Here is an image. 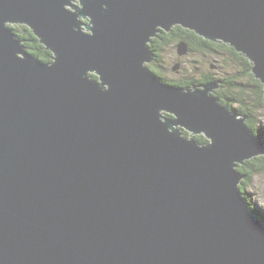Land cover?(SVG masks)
I'll list each match as a JSON object with an SVG mask.
<instances>
[{
    "label": "water",
    "instance_id": "1",
    "mask_svg": "<svg viewBox=\"0 0 264 264\" xmlns=\"http://www.w3.org/2000/svg\"><path fill=\"white\" fill-rule=\"evenodd\" d=\"M72 1L0 0V264H264L237 171L264 142L217 81L147 66L180 25L240 52L264 88V0Z\"/></svg>",
    "mask_w": 264,
    "mask_h": 264
},
{
    "label": "trees",
    "instance_id": "2",
    "mask_svg": "<svg viewBox=\"0 0 264 264\" xmlns=\"http://www.w3.org/2000/svg\"><path fill=\"white\" fill-rule=\"evenodd\" d=\"M9 26L31 54L35 55L42 61L51 62L52 52L40 42L39 38L34 34L29 26L25 24H9ZM178 39L185 42L187 41L189 44L196 47L201 53H216L224 62H233L237 67L235 68L236 72L231 74L219 72L217 73L218 75L216 74L217 76L208 72L203 73L201 78L187 77L167 80V78L161 76L159 73V63L163 62V60H161L160 53L164 49V46H168L170 43L172 44ZM149 45L155 56L152 64L150 65L153 70L148 65L147 66L150 70L156 73L161 80L166 83L183 87H188L189 84L194 82L202 83L216 80L219 85V89L218 93L213 92V95H216L219 103L227 105L230 108L235 106V110H237L242 117L246 118L245 124L247 127L254 134L259 135V138L261 137L260 135H262V131L258 130L259 128H256L255 122L258 119L259 111L264 105V88L261 81L256 79L250 71L252 63L240 52H237L233 47L225 44L224 42L204 39L193 30L184 28L180 25L173 26L170 31L162 30L156 36L152 37ZM155 65H157L158 71L156 70ZM92 77L96 79L98 78L95 74H92ZM181 130H183L184 136L189 135L184 129ZM194 139L200 144L207 142L206 140L203 141L205 138L202 134H199ZM262 141L264 142L263 139ZM237 171L241 176L239 188L244 195L245 180H251L256 174L264 171V155L254 157L250 160H246L243 164H239L237 166ZM253 211L264 223V217L257 213L256 210L253 209Z\"/></svg>",
    "mask_w": 264,
    "mask_h": 264
},
{
    "label": "rangeland",
    "instance_id": "3",
    "mask_svg": "<svg viewBox=\"0 0 264 264\" xmlns=\"http://www.w3.org/2000/svg\"><path fill=\"white\" fill-rule=\"evenodd\" d=\"M72 3L79 5V0H73ZM66 6L67 8H70L73 10V7H71L70 5L67 4ZM81 19L84 22H87V23L89 22V20H87L86 18H81ZM84 31H88V30L84 28ZM181 41L182 40L178 39V40H175L172 44L170 43L168 46L167 45L164 46V49L160 53L161 60H163V62L159 63L160 64L158 67L160 68L159 73L161 74V76L167 78V80L181 79V78H187V77L201 78V75L203 73H208V72L212 73L214 76H217L218 75L217 73L219 72H223L227 74L236 72L235 68L237 67L233 62H224L223 60H221V57L216 53L215 54L212 52L211 53H201L196 47L189 44L187 41H186L187 42V52L182 53V54L179 53L180 47H178V45L179 43H181ZM151 64L152 62L147 63L149 67ZM177 64L179 66L177 70L175 71L172 69V67ZM155 66H156V70L158 71L157 65ZM209 82H212V81H209ZM202 83H207V82H202ZM196 84H201V82L200 83L194 82L192 84H189V86L196 85ZM218 89H219V86L216 88H213L211 93L212 94L213 92L218 93ZM214 96L216 97V95ZM228 109L230 111H237L235 110L236 109L235 106L232 108L228 107ZM162 114H164V111H162ZM255 125H256V128H259L258 130L262 131L261 133L262 135H260L261 136L260 138L261 140L262 139L264 140V105L258 113V119L255 122ZM181 132L183 135V130H181ZM197 136L198 135L196 134L192 137L196 138ZM202 136L205 138L203 141L206 140L208 142L206 137L204 135ZM257 136L259 137V135ZM187 137H190V135H188ZM244 197L246 201L248 202V204L250 205L252 212L256 215V213L253 211L254 209L257 211V213L261 214L264 217V171L256 174L251 180L250 179L245 180Z\"/></svg>",
    "mask_w": 264,
    "mask_h": 264
},
{
    "label": "bare ground",
    "instance_id": "4",
    "mask_svg": "<svg viewBox=\"0 0 264 264\" xmlns=\"http://www.w3.org/2000/svg\"><path fill=\"white\" fill-rule=\"evenodd\" d=\"M154 57H155V56H154ZM177 68H178V67H177ZM177 68H176V67H174V66L172 67V69H173V70H177ZM165 114H167V113H165Z\"/></svg>",
    "mask_w": 264,
    "mask_h": 264
},
{
    "label": "flooded vegetation",
    "instance_id": "5",
    "mask_svg": "<svg viewBox=\"0 0 264 264\" xmlns=\"http://www.w3.org/2000/svg\"><path fill=\"white\" fill-rule=\"evenodd\" d=\"M189 51H190V50H189ZM189 51H188V52H189ZM207 53H208V52H207ZM152 62H153V61H152ZM175 71H176V70H175ZM211 94H212V93H211ZM212 95H213V94H212ZM213 96H214V95H213ZM185 131H186V130H185Z\"/></svg>",
    "mask_w": 264,
    "mask_h": 264
}]
</instances>
